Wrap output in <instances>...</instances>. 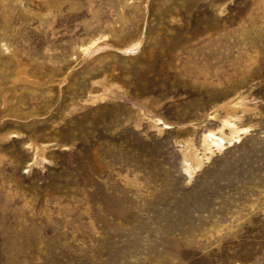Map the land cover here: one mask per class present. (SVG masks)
<instances>
[{"label": "rangeland", "instance_id": "374dc122", "mask_svg": "<svg viewBox=\"0 0 264 264\" xmlns=\"http://www.w3.org/2000/svg\"><path fill=\"white\" fill-rule=\"evenodd\" d=\"M0 264H264V0H0Z\"/></svg>", "mask_w": 264, "mask_h": 264}, {"label": "bare ground", "instance_id": "6f19581e", "mask_svg": "<svg viewBox=\"0 0 264 264\" xmlns=\"http://www.w3.org/2000/svg\"><path fill=\"white\" fill-rule=\"evenodd\" d=\"M86 49H87V47L83 48L82 52L85 53ZM17 80L19 81L18 78H17ZM20 81H22V80H20ZM95 83L98 84V87L96 86L97 88L89 90V92L87 94L86 101H90L91 103H93V102H96L99 100H104V99L109 98V97H114L117 92H119L120 94H124V91L122 90L121 86H119L113 82H110L106 78V76L103 77L102 79H100L99 81L94 82V85H95ZM236 99H239V101H237L234 104H230L228 107H226L224 109L223 115H221V117H220V124H219L218 129L215 131H208L206 134H204L202 136L201 142L199 145L200 146V152L196 151L195 147L193 146L194 144L191 142L192 141L191 139H188V138L183 139L182 146L180 149V161H181V166H182L183 170L188 174V176H191V175H189L190 173L191 174L194 173L195 168L200 167L199 165H201L203 158L206 159V157L209 154H213L214 150H215V152H217L220 148L222 149L223 148L222 144L224 142L231 143L229 141L239 139L238 135L241 133L242 134L244 133V131H243L244 128L241 129V128H237V126H236V119H238V118H237L235 112H237L238 110L244 111L245 105L244 106L242 105L244 103H241L242 100L240 99V95H237ZM226 106H227V104H226ZM239 114L241 115V113H239ZM215 117H217V114L215 115ZM137 122H138V120H137ZM237 123H239V122H237ZM152 126H155V124ZM8 134H4L1 137L5 138L8 136ZM45 146H43V145L39 146L38 145L37 147H35L33 149V154H32L33 163H38V162L45 160V158H46ZM209 156H211V155H209ZM209 156H208V159H209ZM197 169H199V168H197ZM195 171H196V169H195Z\"/></svg>", "mask_w": 264, "mask_h": 264}]
</instances>
